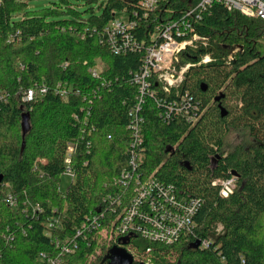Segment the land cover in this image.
Wrapping results in <instances>:
<instances>
[{"label": "trees", "instance_id": "obj_1", "mask_svg": "<svg viewBox=\"0 0 264 264\" xmlns=\"http://www.w3.org/2000/svg\"><path fill=\"white\" fill-rule=\"evenodd\" d=\"M30 1L0 0V264H126L130 242L151 246L154 264H264V19L214 3L195 21L207 39L179 53L178 66L189 64L180 84L165 92L150 78L142 170L200 200L193 234L173 245L137 234L107 245L97 229L77 232L102 212V224L114 218L105 197L125 190L115 178L128 165L129 110L138 93L131 79L142 52L112 51L105 28L138 0H49L35 9ZM198 2L161 0L159 18L140 14L133 32L150 43L158 21ZM39 84L47 92L24 100ZM183 97L188 113L161 115L156 98ZM230 131H247L252 142L224 151ZM69 144L74 177L63 190ZM232 175L236 188L222 197L213 181Z\"/></svg>", "mask_w": 264, "mask_h": 264}, {"label": "built area", "instance_id": "obj_2", "mask_svg": "<svg viewBox=\"0 0 264 264\" xmlns=\"http://www.w3.org/2000/svg\"><path fill=\"white\" fill-rule=\"evenodd\" d=\"M161 0H138L130 11L126 9L118 11L106 26V41L112 51L120 53L127 50H139L142 52V65L132 77V82L137 85L138 93L134 105L129 110V122L127 128L131 134L130 147L128 148V165L123 168L115 182L125 188L121 194L107 195L105 201L111 199L114 204L115 217L102 224L105 213L95 215L79 229L77 234L84 230L97 229L100 237L107 245H123L127 238L140 235L154 242L172 244L182 237H189L195 228L194 215L196 214L200 200L197 197H188L179 194L173 184H165L156 177L147 176L142 170L144 132L142 123L144 118L142 110L148 96L155 95L151 86L150 78L156 77V82L161 84L165 92L176 87L183 80L184 72L189 64L178 66L179 53L188 45H196V41H205L207 38L196 32L195 21L202 18L200 11H207L214 3H222L228 9H235L249 17H260L264 19V0H199L196 6L186 10L178 18L158 21L151 34V42L139 41L134 34L137 27V17H149L157 12ZM194 19V20H193ZM209 56L204 61H208ZM90 71L96 77L99 69L95 67ZM61 86V84L59 85ZM48 88L45 84L28 88L24 92V100L30 101L42 97ZM61 93H66L61 88ZM156 102L162 106V116L168 118L170 111L188 113L185 106V98L180 101H166L156 98ZM167 102V103H166ZM65 162V174L74 177L72 167V152L75 145H68ZM45 162L44 160H41ZM214 185L220 187L222 197H227L236 188L237 179L232 175L229 178L216 179ZM7 200L15 205L18 200L15 195L8 193ZM119 206V210L116 208ZM41 211L40 207H34ZM52 225V223H50ZM207 240L201 241L203 247L209 244ZM76 246V245H75ZM63 249L70 250L71 247L63 245ZM126 249L135 263L154 264L152 258V247L140 249L130 242ZM45 257L46 255L43 254ZM55 263L56 260H51Z\"/></svg>", "mask_w": 264, "mask_h": 264}, {"label": "rangeland", "instance_id": "obj_3", "mask_svg": "<svg viewBox=\"0 0 264 264\" xmlns=\"http://www.w3.org/2000/svg\"><path fill=\"white\" fill-rule=\"evenodd\" d=\"M101 0H98V2ZM49 5V0H31L29 7L32 9L35 8H41L43 6ZM252 142V138L248 135L247 131H230L226 137V144L224 146V151L230 150L235 144L238 143H244V144H249ZM71 177L69 175L64 174L62 176V181H61V188L63 190L67 189L70 182H71Z\"/></svg>", "mask_w": 264, "mask_h": 264}, {"label": "water", "instance_id": "obj_4", "mask_svg": "<svg viewBox=\"0 0 264 264\" xmlns=\"http://www.w3.org/2000/svg\"><path fill=\"white\" fill-rule=\"evenodd\" d=\"M27 120H28V116L27 115H24L23 116V124L24 125H26L27 124ZM234 174L236 175V172H234ZM2 175H0V182L2 181ZM199 244H200V240H196L194 243H193V245H194V247H197V246H199ZM125 257L126 258H128V261H127V263L126 264H131L132 263V257L129 255V254H127V253H125ZM139 264H143V263H139Z\"/></svg>", "mask_w": 264, "mask_h": 264}]
</instances>
